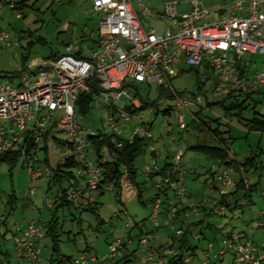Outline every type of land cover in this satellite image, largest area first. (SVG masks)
Wrapping results in <instances>:
<instances>
[{"label":"built area","instance_id":"2783aa9c","mask_svg":"<svg viewBox=\"0 0 264 264\" xmlns=\"http://www.w3.org/2000/svg\"><path fill=\"white\" fill-rule=\"evenodd\" d=\"M88 1L91 11L99 15L97 39L90 41L93 48L81 41L75 45L66 44L62 53L48 64L35 70L17 65L16 74L0 75V157L16 154L29 182L48 176V167L35 166L31 162L32 155L40 152L47 131L63 132L66 140L60 143L61 150H69L78 161L74 168L83 181L81 187L72 184L68 189L67 199L74 206L80 198L108 189H98L100 167L87 156L88 150L93 151L91 140H106L112 146H105L98 153L101 162L113 158L115 149L135 139L145 140L150 152H155L150 131L134 126L132 120L135 115L126 109L139 105V96H132L128 90L135 83L148 87L154 84L157 91L171 92L175 110L186 111L190 118L193 116L186 108H204L207 97L186 98L172 91L170 80L177 76L175 67L181 63L190 68H210L216 75L213 86L216 93L225 89H236L242 93L264 91V59L258 72L250 75L239 72L240 67H247L241 57H264V0H232L213 14L199 0H191L188 9L181 13L177 12L175 0L165 1L161 13L145 6L141 0ZM10 7L14 5L10 4ZM138 12H142L145 18L167 20L171 29H164L162 34L152 27L144 29L138 20ZM16 17L20 14L17 13ZM0 45L12 50L17 43H13L9 34L0 28ZM1 77H16L17 83L11 85ZM82 93L89 95L91 104L98 105L104 113L101 129L88 128L85 119L75 110L77 97ZM179 118L178 129L183 130L184 114ZM222 119L228 122L225 117ZM226 151L228 157L233 158L231 151ZM182 155L180 150L175 151L172 163L164 171L152 164V167L145 166L143 172L145 181L149 182L152 176L158 175L160 181L154 186L160 194H168L164 204L159 194L153 197L151 218L155 221L163 212L171 220L169 226L176 237H180L184 226L191 222V215H200L201 206L218 213L225 211L218 201L207 202L204 199L198 205L186 204L184 171L180 163ZM211 173L213 182L220 188L235 185L231 179L232 168L214 164ZM207 189L213 190L212 185ZM33 192L29 185L27 194L32 195ZM239 204L244 205L245 201L241 200ZM187 207L189 210L181 212V221L175 227L173 222L177 211ZM123 214L119 212L116 216L122 217ZM133 226L128 218L126 227ZM150 237L151 234H144L139 243L146 245ZM43 238L44 228L39 223L16 226L14 256L23 264H40ZM231 238L229 234L222 237L216 250L208 243L202 264H208L209 256L217 259L225 254H229L234 263L263 264L264 256L259 248L248 240ZM193 240H198V235H194ZM106 244L109 253L102 261H98L94 254L81 252L68 259L62 258V264H120L115 260L124 241L113 237ZM172 253L173 249L168 246H162L157 253L145 249L140 259L124 264H163Z\"/></svg>","mask_w":264,"mask_h":264},{"label":"rangeland","instance_id":"374dc122","mask_svg":"<svg viewBox=\"0 0 264 264\" xmlns=\"http://www.w3.org/2000/svg\"><path fill=\"white\" fill-rule=\"evenodd\" d=\"M18 0H0V28L9 34L10 40L17 43L12 50H6L0 45V75H12L17 73V65L24 69L35 70L41 65L48 64L51 55L60 54L66 44H79L80 41L86 46H90L91 40H96L98 36L99 15L91 12L88 0H25V7L21 10L11 9L10 4ZM150 9H155L158 13L162 12V4L170 0H141ZM177 1V12L181 13L188 9L191 0ZM202 6L214 13L216 9L225 7L232 0H199ZM34 2V4H33ZM33 4L32 7L30 5ZM20 17H16V14ZM144 29L154 28L158 34H162L164 29H171L167 20L145 18L142 12H138ZM90 40H86V39ZM243 63L247 64V74L258 72L263 55H245ZM196 68L193 70L181 64L176 67L177 76L170 80L172 91L177 95L186 98L205 96L206 102L215 103L222 99L225 105L229 100L224 99L227 89L212 94L213 86L216 81L215 73L210 68ZM181 70V71H180ZM1 80L9 82L11 85L17 83L16 77H1ZM215 80V81H214ZM200 88V89H199ZM131 94L139 92L143 101L148 103L144 110L135 114L132 120L134 126L147 128L151 135L152 145L155 147L156 157L150 154L149 146L146 144L143 152L135 161L136 175L133 184H138L141 190V200L139 202L136 192L131 187L121 184L122 195L120 201L115 202V192L108 186L102 194L92 193L90 201H94L92 207H96L93 212L86 207V199L80 198L76 206L54 205V198L58 192V184L47 189L48 176L38 178L29 182L26 171L20 161L10 167L7 162L0 165V253L6 254L1 258L3 264H23L19 258L14 256L13 235L16 226L24 223H39L42 226L51 218L56 220V233L58 235L57 253L53 258L71 257L78 253L94 254L98 261L106 259L108 255L107 244L113 237L124 241L126 251L132 253L134 257L140 259L145 249H155L158 246H167L172 238L176 239L174 231L170 228L171 220L159 213L155 221L151 218V202L147 198L160 194L154 183L160 181L158 175L151 178V182L145 181L143 174L144 167L155 164L158 167L166 162L172 163L174 152L180 150L183 155L180 159L184 171L183 185L185 188V202L198 205L204 199L208 200L219 194V191H231L232 187L220 188L218 184L212 182L210 174L214 165L201 152L188 148L196 143L204 142L217 144L213 140H207V131L195 133L191 128L179 130V115L184 114L183 122L187 123L190 119L186 111L177 112L175 110L174 97L171 92H163L160 96L154 84L148 87L146 84L135 83L128 89ZM254 107L255 111L264 114V94L259 90L250 95L247 101ZM139 104V103H138ZM164 109H170L168 114H162ZM200 109L199 118L208 122V127H215L214 120L219 119L221 130L224 123L230 130L232 140L225 142L228 151L234 159L232 164L233 174L231 179L237 181L239 178L238 169H245L242 176L247 185L254 186L248 195L239 191V197L248 202L247 205L235 209H226L222 215L200 213L198 217L191 215V220H203L204 224H209L213 229L201 226L202 234L199 241L189 237L191 245H196L194 254H188L189 264H202L205 260L204 249L211 243L213 250L219 245V239L231 233L233 236H240L242 240H248L254 246L264 244V132H249L242 125L243 122L237 121L230 116L225 117L228 122H224V112L218 105L206 106ZM104 113L98 105H93L90 114L85 120V125L92 129H101ZM244 118L250 117V111L244 113ZM44 143L41 144L39 153L32 155L31 162L40 168L54 167L62 160L71 155L69 150H61V142L66 140V136L61 131H54ZM175 138V140H171ZM149 140V141H150ZM88 150L87 156L95 162L94 154ZM248 157L253 158L254 165L249 166L244 163ZM46 160V164L43 163ZM74 180L63 179L60 183L62 189H67L71 184L81 187L82 179L79 178L75 168H72ZM207 172V173H205ZM205 173V174H204ZM76 180V182H75ZM72 181V182H71ZM30 183V184H29ZM33 188V194L28 195V186ZM208 185L217 187L218 190H208ZM13 198L10 203V199ZM189 208L183 210L188 211ZM202 211V209H199ZM119 212L124 213L122 217L116 216ZM182 215L181 212H179ZM203 214V215H202ZM128 218L134 223L132 228L126 227ZM179 223L174 221L176 227ZM141 229V230H140ZM217 229V230H215ZM141 232V233H140ZM144 234H151L146 245L140 244L137 240ZM198 235L197 231L193 236ZM129 236V237H128ZM238 239V240H241ZM129 240V242H127ZM51 241L49 237L43 238L40 249V264H47L51 252ZM88 249L85 251V249ZM264 253V251H263ZM118 256V254H117ZM208 263L215 264H238L231 260L229 254H225L220 259L209 256ZM264 264V262H263Z\"/></svg>","mask_w":264,"mask_h":264},{"label":"trees","instance_id":"16d2710c","mask_svg":"<svg viewBox=\"0 0 264 264\" xmlns=\"http://www.w3.org/2000/svg\"><path fill=\"white\" fill-rule=\"evenodd\" d=\"M14 5V7H11V9H16V10H21L23 7H25V0H18L15 3H12ZM34 4V2H33ZM33 4L30 5V7L33 6ZM92 12V11H91ZM83 42V41H81ZM89 48H93V45H90ZM58 54L54 53L51 55L50 59H53L57 56ZM237 66H239V64H237ZM190 68V67H189ZM193 70V68H190V70ZM195 74L198 73V71L195 69ZM240 74L247 75V67H240L239 69ZM200 89V88H199ZM166 92V94L164 93V95H168L167 90H160L157 91V93L159 94V96L163 93ZM258 91H253V92H248V93H242L240 91H236L235 90H231V89H227V93L225 94V98L229 100V104L225 105L224 100L222 99L219 102H215V103H208L206 102V106H211V105H218L221 107V109L223 110V114L224 117L230 116L233 117L236 122L237 121H243V126L247 129V131L249 132H264V114H260L257 113L254 109L253 106H251L249 103H247V101L250 98V95L253 93H257ZM262 94H264V91H261ZM132 96H139V105L137 108H131V107H127V111L129 113H131L132 115H135L136 113L144 110V108H146L148 106V103L146 101H143L142 98L140 97V95H138L137 92H135V94H133ZM169 97H172L171 95H168ZM75 110L77 112H79L82 117L86 120L87 116L90 114V110L93 108V105L91 104V97L87 94H81L77 97V100L75 102ZM170 109H164L162 111V114H168ZM250 111V117L249 118H244L243 115L244 113ZM200 113V109L197 110L195 112V114L193 113V117L189 119V121L187 123H185V126L183 128V130H188L189 128H191L195 133H199L202 132L203 130H206L208 135H207V140H213L215 141L217 144H210V143H205L204 142H199L196 143L193 146H188V148L190 149H194L198 152H201L207 159H209L211 161V163L214 164H219V165H223L226 167L231 168L232 164L235 162L233 158H229L226 149V140H232L231 136H230V130L227 127L228 124L224 123L222 128H225L224 130H221V125L219 122V119H215L214 123H215V127L213 129H210L208 127V122H205L203 120H201L199 118V114ZM226 126V127H225ZM54 131L49 130L47 131L46 134H44V142L46 141V139L48 137H52L51 134H53ZM43 142V143H44ZM147 142L145 140H141V139H135L133 142L127 144H123L119 149H115V153L116 155L111 158V159H106L105 161L101 162L99 161L98 157H99V152L101 151L102 148H104L105 146L107 147H112L111 144L104 140V141H97V140H91V148L93 149V153L94 154V160L95 163L100 167V177L98 180V189L102 190L103 187H108L110 186L114 192H115V202L120 201V196L122 195V188L121 184L123 185H127V187H131L133 188V190L136 192V196L139 202H143L141 200V190L138 184H133L134 182V178L136 175V167L134 166V161L135 159L141 155V153L143 152L145 146H146ZM41 150L44 151V149L41 148ZM151 156L153 158L156 157L155 152H150ZM253 158L252 157H248L245 159L244 163H242L243 166H245V164H248L249 166H252V164L254 165V162L252 161ZM18 161L17 155L16 154H8V155H3L0 157V165L2 164V162H7L10 167L14 166V164H16V162ZM46 160H44L43 163H45ZM46 164V163H45ZM78 165V161L75 159V157L73 155H69L67 157H65L62 162L60 164L57 163V165H55L54 167L49 169V177H48V182H47V189L50 188V186H54L55 184H58V192L57 195L54 198V205L55 208L56 207H61V206H74L73 203H71L68 199H67V192L68 189L70 187H72L73 185L70 183L69 187L67 189H62L60 187V183L63 179H68L69 181L70 179L74 180V177L72 176V168H74L75 166ZM169 166V163H164L161 167V171H164L167 167ZM245 169L241 168L238 169V173L241 176L238 178L237 181H235V185L232 187L231 191H226V192H220L219 194H217L215 197H212L208 200H206L207 202H213V201H218L219 204L223 205L225 210L226 209H235V208H239L242 207L241 204H239V201L243 200L242 197H239V191H245L243 195H248V193L250 191H252L254 189V186L252 185H245L244 183V178L242 177V172ZM240 171V172H239ZM207 173V172H205ZM204 173V174H205ZM211 180L213 182V178H212V173L210 174ZM76 182V180H75ZM213 190H218L217 187L212 186ZM103 191H100L98 194H102ZM154 196H157L154 195ZM149 197L147 198V201L152 202L153 197ZM163 198L162 200V204L165 203V200L168 196L167 193L163 194ZM86 207H83L82 209L86 208L89 211L93 212V210L96 207H92L94 201H90V196H86ZM13 198L10 199V203L12 202ZM144 203V202H143ZM248 202L245 201V205H247ZM186 208H182L179 211L183 212V210ZM202 211H199L200 213H204V215L206 214H211L212 212L214 214H219L222 215L223 213H218L215 211H211L208 210V208L204 205L201 206ZM179 211H177V215L174 218V221L176 222V219L179 220V222L181 221L178 216H179ZM203 215V214H202ZM166 216V215H165ZM167 217V216H166ZM181 217V215H180ZM168 218V217H167ZM201 226H204V228H208L213 230L209 224H204L203 220H191V222H189L188 224H186L183 228L182 234L180 237H177L176 239L172 238V241L169 245H167L168 247L173 249V253L166 257L164 260L163 264H189V258H188V254L193 255L194 254V250L196 249V245H191L189 242V237L192 236L193 237V232L197 231L198 234V240L199 241V235L202 234L201 231ZM44 228V238L45 237H49L50 241H51V254L49 256V258L47 259V264H62L61 259H68L69 257H61V258H53V254L57 253V241H58V235L56 233V220L51 218L48 222H46L43 225ZM141 230V229H140ZM217 230V229H215ZM141 233V232H140ZM235 241H241L242 239L237 235L233 236L231 233H228ZM227 235V234H226ZM224 235V236H226ZM222 236V237H224ZM129 237V236H128ZM221 237V238H222ZM220 238V239H221ZM140 239V238H139ZM139 239L137 240L139 242ZM219 239V240H220ZM241 239V240H238ZM125 247V246H124ZM162 246H158L155 249H151V248H147L148 250H151L153 253H157L159 251V249ZM257 248L260 249V252H262L263 256H264V244H262L260 247L256 246ZM88 250L87 248L85 249V251ZM2 256V258L6 257V254H1L0 253V257ZM129 256L124 255L121 257H116V263H120V264H124V263H128L132 260H135L137 258H135L134 256L133 259H129ZM223 257V256H222ZM187 259V260H186ZM217 259H220L217 258ZM216 259V260H217ZM232 260V258H231ZM208 261H210L208 259ZM263 262H264V258H263ZM1 258H0V264H1ZM3 264V263H2ZM208 264H215V263H208Z\"/></svg>","mask_w":264,"mask_h":264},{"label":"crops","instance_id":"0c3cea01","mask_svg":"<svg viewBox=\"0 0 264 264\" xmlns=\"http://www.w3.org/2000/svg\"><path fill=\"white\" fill-rule=\"evenodd\" d=\"M182 64V63H181ZM181 64H179V65H177V66H180ZM176 66V67H177ZM176 67H175V70H176ZM200 68H203V69H206L204 66H201ZM181 71V70H180ZM176 73H177V71H176ZM216 76V75H215ZM216 79V78H215ZM215 81V80H214ZM214 83V82H213ZM214 93H216V92H214L213 90H212V94H214ZM197 110H195V109H189V112L191 113V115L193 116V113L195 114V112H196ZM240 122H243V121H240ZM231 136V135H230ZM231 139H233L232 137H231ZM240 172V171H239ZM241 176V173H240V175H239V177ZM241 178H243V176L241 177ZM223 192H225V191H223ZM196 217H198V216H196ZM240 237V236H239ZM127 242H129V240H127ZM124 255H127V256H129L128 258L129 259H133V255H132V253L131 252H129V251H126V246L124 247V249L123 250H121L119 253H118V256L117 257H121V256H124ZM135 258H137V257H135ZM2 264V263H1Z\"/></svg>","mask_w":264,"mask_h":264}]
</instances>
